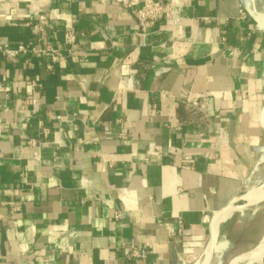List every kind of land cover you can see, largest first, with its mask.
Returning a JSON list of instances; mask_svg holds the SVG:
<instances>
[{
  "label": "crops",
  "instance_id": "0c3cea01",
  "mask_svg": "<svg viewBox=\"0 0 264 264\" xmlns=\"http://www.w3.org/2000/svg\"><path fill=\"white\" fill-rule=\"evenodd\" d=\"M130 1L0 0V45L61 49L0 53V264H199L262 173L264 0H175L145 36Z\"/></svg>",
  "mask_w": 264,
  "mask_h": 264
},
{
  "label": "built area",
  "instance_id": "2783aa9c",
  "mask_svg": "<svg viewBox=\"0 0 264 264\" xmlns=\"http://www.w3.org/2000/svg\"><path fill=\"white\" fill-rule=\"evenodd\" d=\"M138 0H131L130 4H137ZM177 3L175 0H166L165 2L161 0H142L141 5L135 11V18L139 26L138 34L145 36L151 32L152 27L163 20L168 26L169 30L173 31L179 24L181 20L180 13L176 9ZM242 14L243 11L241 12ZM27 25L30 27L31 32L40 38V40H45V33L47 28L51 27L48 25V17L43 13H37L34 20L28 21ZM78 38V32L73 30H67L64 33V46L70 50V48L75 44ZM28 52L34 53L36 55L51 54L53 56H59L61 49L53 46L51 44H46L42 47L33 46L31 42L18 43L15 47L11 48L7 44L0 45V53L6 58H14L19 54H26ZM51 67V66H48ZM32 82L31 84H33ZM134 78L132 76L126 79V85L128 88L134 87ZM0 91L7 92L8 87L0 86ZM35 103L36 100L32 99ZM20 112H27L26 108L20 107ZM30 144L33 140L28 141ZM34 156H37L34 153ZM118 214L116 215V217ZM133 254L137 257H143L145 254L142 250L133 249Z\"/></svg>",
  "mask_w": 264,
  "mask_h": 264
},
{
  "label": "rangeland",
  "instance_id": "374dc122",
  "mask_svg": "<svg viewBox=\"0 0 264 264\" xmlns=\"http://www.w3.org/2000/svg\"><path fill=\"white\" fill-rule=\"evenodd\" d=\"M262 168V173H260L254 180L250 181L238 195L236 202L234 203L237 206L231 207V209L229 208V211L226 213V215H228L231 212L235 211L232 218L233 222L236 220H240V223L231 225V228L234 229L232 243L233 247H227L222 256L223 259L220 264H229L233 259L239 256H244L242 257L244 260H240L241 258H238L239 261L237 262V264H264V254L258 258L261 259L259 262L255 260L257 259L256 257L246 256L253 250H259V248H257L255 245L257 244L261 236L264 235V198L263 202L256 206V208H254L252 203H250L243 197L244 195H246L247 190L251 187L262 185V182L264 181L263 165ZM262 193L264 194V190L260 192V196ZM240 216L242 218L238 219ZM252 247L253 249L251 250ZM249 260H251V262ZM233 263L236 264V262L234 261Z\"/></svg>",
  "mask_w": 264,
  "mask_h": 264
},
{
  "label": "bare ground",
  "instance_id": "6f19581e",
  "mask_svg": "<svg viewBox=\"0 0 264 264\" xmlns=\"http://www.w3.org/2000/svg\"><path fill=\"white\" fill-rule=\"evenodd\" d=\"M261 163H262V165L264 167V159L261 161ZM263 190H264V181L262 182V185H259L257 187H251L250 189H248L246 195H244L243 197H244V199H247V201H249L250 203H252V205L254 206V208H256V206H258L259 204H261L263 202L264 194L262 193L261 196H260V192L263 191ZM236 206H237L236 204H233L231 207H236ZM231 207H230V209H231ZM213 240L215 242V238ZM213 240H212V242L208 246L209 247L208 248V254L210 252L211 246L213 245L212 244L213 243ZM263 254H264V252L262 251V249H259V250H253V251H251L246 256H248V257H257V256L258 257H261V255H263ZM246 256H245V259H246ZM238 258L240 259V257H238ZM199 264H206L205 263V257H204L203 260H201V263H199ZM233 264H235V263H233Z\"/></svg>",
  "mask_w": 264,
  "mask_h": 264
},
{
  "label": "water",
  "instance_id": "95a60500",
  "mask_svg": "<svg viewBox=\"0 0 264 264\" xmlns=\"http://www.w3.org/2000/svg\"><path fill=\"white\" fill-rule=\"evenodd\" d=\"M261 125L263 126L264 128V109L262 111V114H261ZM234 203H231L229 204L224 210H222L221 212H219L218 214H216L213 218V222H212V227H211V241L210 243L212 242V240L214 238H216V235H217V232H218V228H219V225L221 222H223L226 218H228L231 214H233L235 211L231 212L229 215H225L228 211H229V208L233 205ZM215 235V236H214ZM214 245V240H213V243ZM211 246V250L208 254V250L206 252V256H205V263L206 264H210V260H211V257H212V253H213V248L214 246ZM262 251L264 252V248L262 249ZM262 256V255H261ZM242 260L244 256H239ZM257 259L259 258L258 256L256 257ZM244 260V259H243ZM234 262H237L239 261L238 260V257H236L235 259H233L229 264H232Z\"/></svg>",
  "mask_w": 264,
  "mask_h": 264
}]
</instances>
